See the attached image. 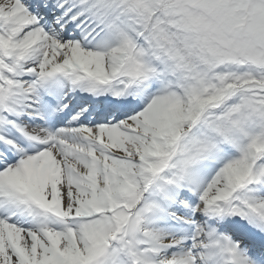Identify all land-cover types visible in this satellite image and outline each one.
Masks as SVG:
<instances>
[{
  "label": "snow or ice",
  "instance_id": "snow-or-ice-1",
  "mask_svg": "<svg viewBox=\"0 0 264 264\" xmlns=\"http://www.w3.org/2000/svg\"><path fill=\"white\" fill-rule=\"evenodd\" d=\"M0 264H264V0H0Z\"/></svg>",
  "mask_w": 264,
  "mask_h": 264
}]
</instances>
